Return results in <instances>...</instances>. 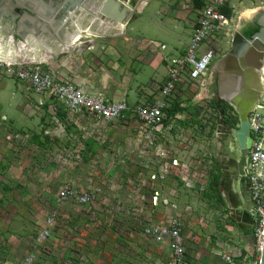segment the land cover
Instances as JSON below:
<instances>
[{
	"label": "rangeland",
	"instance_id": "obj_1",
	"mask_svg": "<svg viewBox=\"0 0 264 264\" xmlns=\"http://www.w3.org/2000/svg\"><path fill=\"white\" fill-rule=\"evenodd\" d=\"M140 1L126 35L153 46L164 44L167 49L144 51L141 59L139 52L130 51L133 44L127 54L123 44L102 57L93 53L92 67L98 68L100 62L111 58L107 65L103 63L107 75L116 82L123 75L127 85L118 90L113 85V93L102 86L99 92L108 96L103 93L98 97L124 99L128 106L156 95L164 75L162 66L154 68L143 61L155 53L161 61L162 55L179 52L190 44L189 24L173 13L175 6L171 5L177 0ZM183 1L182 12L190 5ZM228 5L232 13L220 30L224 37L215 39L221 53L229 48L234 32L252 24L263 11L264 0H229ZM194 7L188 12L189 21L197 17ZM246 10L251 13L242 16ZM172 32L177 34L173 41ZM116 53L122 59L118 60ZM99 73L103 79V72ZM54 77L58 79L56 74ZM183 82L185 86L171 99L179 104V114L154 130L155 146L146 149L138 142L140 126L134 121L113 122L97 139L95 130L99 127H84L83 122L65 121L58 115L52 118L55 103L51 100L43 99L50 108L38 106V119L31 116L28 101L38 102L41 96L28 89L26 82L0 73V264H25L29 255L33 256L32 264H168L166 249L143 236L136 228V217L120 213L140 206L155 222L175 218L180 222L185 243L182 264H224L219 244L223 241L232 248L242 241L241 203L230 190V176L223 172L227 170L224 146L227 142L231 148L236 144L238 117L233 106L218 98L213 75L204 85ZM161 153L166 154L164 163L175 159L178 166L163 180L148 181L158 174ZM212 162L220 168L217 190L221 201L211 182ZM63 186L98 188L100 195L88 206L61 203L57 194ZM154 191L159 193L155 206L150 201ZM49 218L53 221L48 226ZM45 228L49 237L37 243Z\"/></svg>",
	"mask_w": 264,
	"mask_h": 264
},
{
	"label": "built area",
	"instance_id": "obj_2",
	"mask_svg": "<svg viewBox=\"0 0 264 264\" xmlns=\"http://www.w3.org/2000/svg\"><path fill=\"white\" fill-rule=\"evenodd\" d=\"M229 0H204V6L198 12L190 44L179 52L162 55L161 62L165 63L166 75L157 87L158 96L142 104L128 106L123 101L106 102L99 97L84 94L68 81L56 79L51 72L44 71L38 65H14L0 61V73L18 81L26 82L30 89L46 99L51 100L55 110L63 111L70 117H88L97 124H109L116 121H134L140 127L137 134L138 142L143 148H153L157 140L154 130L163 126L165 110L169 107L174 94L185 86L183 80L191 85H204L207 71L213 59V44L219 38L222 26L229 19L222 13L223 8H229ZM158 50L165 51V45H159ZM175 54V55H173ZM202 81V83H201ZM201 83V84H200ZM59 108L61 110H59ZM251 145L248 149L244 175L247 189L252 202L249 221L252 226L254 253L251 256L240 255V251L223 252L220 257L224 264H259L264 237V106L256 103L248 116ZM162 157L157 175L148 181L163 180L168 172L178 166L173 159L170 164L165 162L166 154ZM152 205L158 202L159 193H152ZM98 188L78 189L69 186L60 188L57 199L61 203H71L80 207L93 204L99 197ZM145 207L137 210L136 218L143 236L154 244L166 249L169 257L168 264H182L185 258V243L180 222L170 219L168 222H155L153 217L145 214ZM52 218L47 220L51 225ZM45 228L38 236L37 243L49 237ZM33 256L29 255L25 264H32Z\"/></svg>",
	"mask_w": 264,
	"mask_h": 264
},
{
	"label": "crops",
	"instance_id": "obj_3",
	"mask_svg": "<svg viewBox=\"0 0 264 264\" xmlns=\"http://www.w3.org/2000/svg\"><path fill=\"white\" fill-rule=\"evenodd\" d=\"M140 2L142 1L139 0V3ZM185 2H187V0H185ZM172 3L173 4L171 6L173 5L175 6V9H173V11L175 12L173 13L176 15V18L183 19L185 22L189 24L190 29H191L190 30V38H191L194 26L197 21V17L194 21H189L187 19L188 12L190 11V13H192L191 11V8L193 7V5H191L192 1L188 0V3H190V5H187V10L183 12L180 9L184 5L183 0L173 1ZM30 7L34 9V6L30 5ZM84 7L87 8L86 4H84ZM110 7H112V4L109 5V8ZM169 7L163 10L167 11ZM116 9L117 10L113 14H110L112 18L106 17L104 20L99 19L98 12L95 13V15L91 16L89 12L90 9L89 11L88 9L87 11L82 10V12L84 11L87 16L90 15V17L92 18L89 20L86 18V20L88 21V25H87L88 27H91L92 24L95 22V20L98 22L96 26L93 25L94 30L90 29L89 31V28H86V30L83 32L77 24L78 18H75L73 21L68 20L64 25L59 26L57 22H53L52 19L42 9H40V11L42 10V13L39 17L29 16L28 20H25V21L22 20L17 25L19 26L20 30L22 31V35L24 36V39L22 40H20L17 36H14V35L5 36L2 30V27L0 25V58H1L0 60L4 62H9L14 65H38L44 71L51 72L54 75L56 74L59 80L64 79V78L67 80H70L76 88L81 90L84 94L88 96H92V97H98L100 94H103V93H105L104 95H107L106 92L108 93L112 91L113 85L114 87H116L117 90L118 88H126L127 86L126 82L123 83V80H122L123 75L120 77V79H118V82H116L115 79L114 80L111 79L110 74L107 75L108 70L106 69V67L103 66V63L107 65L108 63L112 61L111 58L108 57V60L106 62H103V63L100 62V64H98L99 66L98 68L92 67V64H93L92 62L94 61L93 53H100L101 54L100 57H102L103 54L106 55L108 53L107 50L112 49V47L117 46V44L121 46L123 44L124 51L127 54L129 53L127 51V49L129 48V45L133 44V47L129 48L130 51L133 53L139 52L138 58L141 59V55H144L145 53L144 51L147 52L148 50L151 53H154L156 51L159 52L157 48L159 45L154 44L153 46V44L145 43L143 39L139 40V39L129 38L126 35V27L128 24L124 27L122 26L123 25L122 22H117V20L121 16V13H120L119 8H116ZM193 10H194L193 12H195V9ZM135 15H136V12L133 13L132 19L135 17ZM34 19H36L35 23H37L36 26L38 27V30H33L31 26L29 25L28 21H32ZM112 19H115L116 21L113 20L114 22H112ZM111 23L115 25L113 26ZM65 26H67V28H65ZM68 28L72 29V32L74 33L77 32L75 36L73 37L70 36L69 39L65 38ZM174 35H177L176 32H172L171 41L175 40L176 36ZM101 50L103 52H101ZM175 50H177V48ZM155 54H152L151 59L144 60L143 62H146V64H149L150 66L154 65V68H156V66H159V65L163 67L164 75L161 79V82H159L161 84L166 75L165 63L161 62L158 58V55L157 54L155 55ZM84 55L86 57H84ZM81 56H83L84 58H82ZM117 56H118V60L122 59L121 55L117 54ZM105 59H106V56H104L102 60H105ZM11 60H13V62H11ZM77 60L79 61V63L75 65V62ZM113 64H114V68H116L117 64L114 61H113ZM100 71L103 72L101 73L103 79L100 78V73H99ZM124 79L125 81L129 80L127 77H125ZM208 80H209V77L207 76L204 80H202L203 84L206 83ZM151 82L153 85L154 84L153 80H151ZM102 86H105L104 90H106V92L105 91L99 92V89ZM27 87L28 89H30L28 85ZM137 88L138 90H140L139 86ZM113 92L114 91H112V93ZM121 93H123V91ZM143 93L145 95V92ZM154 94L156 95L152 96L151 94L147 96L146 98H143L142 100L143 102H140L139 100H137L131 105H135L136 103L142 104L144 102L152 100L153 98L158 96L157 91L154 92ZM124 96H127V95H124ZM135 96H138V94H136ZM43 99L46 100V97L43 98L41 96V99L38 100V102H34L33 100L28 101V102H31L30 104L32 105V107L29 105V107L32 108V111H33L31 116L32 115L36 117L38 116L39 114L38 106L47 105L48 108L51 107L50 106L51 104L47 103ZM104 101L106 102L123 101L126 103L124 99H120L117 101L105 99ZM52 113L54 116H51V117L54 119L56 118V115H58V116H61V118L65 117V121L75 120L76 123L83 122L84 127L85 126L99 127L98 128L99 130L97 131L95 130L97 139L103 136L104 134L103 128H106V126L111 124V123L97 124L88 117H78V118L70 117V115L64 113L63 111H57V110L53 111L52 110ZM2 119L4 120V118ZM138 209L132 210V209L126 208L125 210H123L124 212L121 211L120 213L123 215L131 214L136 217ZM150 209L152 210L153 208H150ZM188 209L189 207L187 206V210ZM135 221H136L135 223L137 224L136 228L140 229V226L138 225V219L135 218ZM240 221L243 224V230H241V233H240V239H242L241 243L239 244V246L229 248L228 244L222 241L219 244V249H220L218 250L219 255L223 252H232L234 250L242 251L241 253L246 256L248 255L251 256L254 253L253 251L254 250V240L252 237V226L249 221V218L242 215Z\"/></svg>",
	"mask_w": 264,
	"mask_h": 264
},
{
	"label": "water",
	"instance_id": "obj_4",
	"mask_svg": "<svg viewBox=\"0 0 264 264\" xmlns=\"http://www.w3.org/2000/svg\"><path fill=\"white\" fill-rule=\"evenodd\" d=\"M138 3L139 0H0V25L5 36L14 35L22 40L24 36L17 26L19 22L28 20L29 16L39 17L44 10L59 26L78 18L77 24L83 32L86 28L94 30L93 25L96 26L98 22L95 20V24L88 27L86 18H92L82 10L90 9L91 16L98 12L99 19L104 20L106 17L112 18L110 14L119 8L121 16L117 22H122L125 27L131 21ZM28 22L33 30H38L36 19ZM255 23L259 29L249 40L240 31L234 32L230 51L215 63L214 68L218 73V97L233 106L238 117V127L234 130L237 153L233 157L225 156V164L230 175V190L239 197L241 213L248 216L253 205L245 185L244 167L251 145L248 116L256 103L264 106V8L255 18ZM67 30V39L77 34L72 29ZM259 264H264V237Z\"/></svg>",
	"mask_w": 264,
	"mask_h": 264
},
{
	"label": "trees",
	"instance_id": "obj_5",
	"mask_svg": "<svg viewBox=\"0 0 264 264\" xmlns=\"http://www.w3.org/2000/svg\"><path fill=\"white\" fill-rule=\"evenodd\" d=\"M192 1V5H193V9L195 10H198L200 11L202 9V7L204 6V0H191ZM222 13L226 16L227 19L230 18V15L232 13V10L229 9V8H223L222 9ZM259 27L258 26H255V27H251V28H248L247 30H245L243 32V35L244 36H252L254 33H256L258 31ZM179 107V104L177 102H175L174 100L170 103L169 107L165 110V120L163 121V125L165 123H167V119L170 117H176V115L179 114L180 112V109L178 108ZM59 110H61L59 108ZM201 128H204L203 126ZM212 172H214L213 176H212V179H211V182H212V186H214V191L219 199V201H221V196H220V193L219 191L217 190V186L219 184V181H220V175H219V165L216 163V162H212ZM242 251H240L241 253ZM242 256L244 254H241Z\"/></svg>",
	"mask_w": 264,
	"mask_h": 264
},
{
	"label": "flooded vegetation",
	"instance_id": "obj_6",
	"mask_svg": "<svg viewBox=\"0 0 264 264\" xmlns=\"http://www.w3.org/2000/svg\"><path fill=\"white\" fill-rule=\"evenodd\" d=\"M255 26H258L256 23H255V20H254V22L252 23V24H250V25H248V26H246L245 28H243L241 31H240V33L242 34V36L246 39V40H249L250 38H251V36H244L243 35V32L245 31V30H247L248 28H251V27H255ZM226 33H224V35H225ZM233 36H234V34L230 37V40H229V48L227 49V51H225L224 53H221L223 50L221 49V45L218 43V42H214V44H213V47H212V50H213V59H212V61L214 60V62H213V64L209 67V69H208V71H207V76L210 78V76H214L215 77V79H216V81H217V76H218V73L217 72H215V70H214V68H215V63L217 62V61H219L223 56H225V55H227L228 54V52L230 51V49H231V42H232V39H233ZM224 36H220L219 38H218V40L220 41L222 38H223ZM219 98V97H218ZM237 143L235 144V145H233V147L231 148L232 149V151H234L233 153L234 154H236L237 153ZM227 170L226 171H223V172H226V175L228 174L229 175V171H228V168H226ZM227 175V176H228ZM230 176V175H229ZM230 178V177H229ZM245 185H246V187H247V182H246V178H245ZM244 216H246V217H248V215H245L244 214ZM249 218V217H248Z\"/></svg>",
	"mask_w": 264,
	"mask_h": 264
},
{
	"label": "bare ground",
	"instance_id": "obj_7",
	"mask_svg": "<svg viewBox=\"0 0 264 264\" xmlns=\"http://www.w3.org/2000/svg\"><path fill=\"white\" fill-rule=\"evenodd\" d=\"M257 10V9H256ZM251 13V11L250 10H246V11H244L243 13H242V16H246V15H248V14H250ZM123 26V25H122ZM47 49V48H46ZM1 59V58H0ZM1 61V60H0ZM11 62H13V60H11ZM9 63V62H8ZM15 63H17V62H15ZM224 152H225V154L226 155H230V156H235L234 155V151H232V149H231V144H230V142H227L226 144H225V146H224Z\"/></svg>",
	"mask_w": 264,
	"mask_h": 264
}]
</instances>
